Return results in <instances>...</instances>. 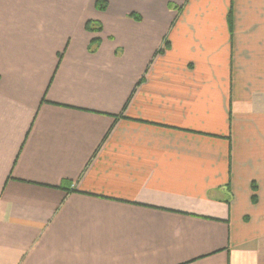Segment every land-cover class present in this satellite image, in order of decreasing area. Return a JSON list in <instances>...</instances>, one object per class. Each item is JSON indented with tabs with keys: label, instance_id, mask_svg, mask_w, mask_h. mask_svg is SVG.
<instances>
[{
	"label": "crops",
	"instance_id": "crops-1",
	"mask_svg": "<svg viewBox=\"0 0 264 264\" xmlns=\"http://www.w3.org/2000/svg\"><path fill=\"white\" fill-rule=\"evenodd\" d=\"M0 264H264V0H0Z\"/></svg>",
	"mask_w": 264,
	"mask_h": 264
},
{
	"label": "trees",
	"instance_id": "trees-1",
	"mask_svg": "<svg viewBox=\"0 0 264 264\" xmlns=\"http://www.w3.org/2000/svg\"><path fill=\"white\" fill-rule=\"evenodd\" d=\"M105 8H106V3H105V2H103V1H98V2L96 3V9H97V10H99V11H103V10H105ZM229 20H230V19H229ZM252 188L255 189L254 186H253ZM252 201H254V197L252 198Z\"/></svg>",
	"mask_w": 264,
	"mask_h": 264
}]
</instances>
